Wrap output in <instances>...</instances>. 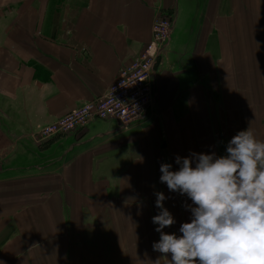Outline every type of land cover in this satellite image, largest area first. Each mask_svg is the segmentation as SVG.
Wrapping results in <instances>:
<instances>
[{
    "label": "crops",
    "instance_id": "0c3cea01",
    "mask_svg": "<svg viewBox=\"0 0 264 264\" xmlns=\"http://www.w3.org/2000/svg\"><path fill=\"white\" fill-rule=\"evenodd\" d=\"M165 15L145 116L40 140L103 97ZM249 123L264 140V0H0V264H152L155 193L176 219L165 232L190 218L160 164L225 154Z\"/></svg>",
    "mask_w": 264,
    "mask_h": 264
},
{
    "label": "clouds",
    "instance_id": "9594fccd",
    "mask_svg": "<svg viewBox=\"0 0 264 264\" xmlns=\"http://www.w3.org/2000/svg\"><path fill=\"white\" fill-rule=\"evenodd\" d=\"M174 164H160L159 181L191 200L183 204L190 218L179 234L165 232L176 219L164 204L169 197L155 193L152 249L160 255L152 264H264V140L251 123L227 141L225 154L190 151Z\"/></svg>",
    "mask_w": 264,
    "mask_h": 264
},
{
    "label": "built area",
    "instance_id": "2783aa9c",
    "mask_svg": "<svg viewBox=\"0 0 264 264\" xmlns=\"http://www.w3.org/2000/svg\"><path fill=\"white\" fill-rule=\"evenodd\" d=\"M174 17H157L152 26V40L140 54L120 71L106 94L89 100L57 120L42 126L40 140L77 131L95 119L116 120L123 126L143 118L154 101L156 65L168 47L174 28Z\"/></svg>",
    "mask_w": 264,
    "mask_h": 264
}]
</instances>
